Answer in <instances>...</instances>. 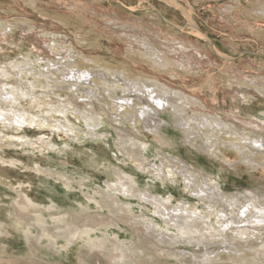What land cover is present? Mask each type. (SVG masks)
I'll use <instances>...</instances> for the list:
<instances>
[{
	"label": "bare ground",
	"instance_id": "6f19581e",
	"mask_svg": "<svg viewBox=\"0 0 264 264\" xmlns=\"http://www.w3.org/2000/svg\"><path fill=\"white\" fill-rule=\"evenodd\" d=\"M24 1H31L33 5L36 2V0ZM94 1L97 4L100 2L98 6L110 8L112 12H101L97 16H94L95 14L88 15V8L84 6L85 3L78 6L77 3H79L80 0H73L71 1L73 2L72 4H69L66 0H51L54 4L51 7H55V5L56 7H67L68 10L64 11L67 16L60 15L55 9L46 7L38 10L42 18L41 22L39 20L32 22L19 19L11 22L8 20V11H6L5 14H7V16L1 15L2 13L0 14V33L5 30L3 28L4 25L6 27L12 24H22L24 27H29L31 25L32 27L30 26L29 28L31 29L30 31L33 32L34 37L39 36L43 38L40 41L36 37L34 41L38 46L43 45L47 48L45 51L40 49L44 53V57L50 51L58 54L57 57H59L60 60L57 61L58 63L51 65L48 63L46 65V72L42 71L40 74H36L37 77L45 78V81H43L44 83L48 85L56 84L55 82H50V79L52 80L53 78V73H49L48 70L51 68L52 70H57V72L62 75V80L59 79V77L58 82H61L64 86H71L69 82L72 83L74 81L76 83H81L82 81L87 82L91 79L92 74H95L98 79H95L93 82L96 84L95 88H97V92L103 89L107 95H110L109 98L113 101L110 105L114 108L116 114H123V116H127V118L128 116L130 118L131 115L132 119L130 120H133L132 122L134 123H136L135 120L137 121V118L139 121L142 119V123L147 129L150 131H158L160 120L156 116V111H159L161 108L166 110L167 108L171 114H174L173 117L176 118V124L183 128L182 133L188 140V144L193 148H195L194 144H191L190 140L193 139L197 142L194 138L198 137L201 141L200 144L198 143V150L207 151L206 153L208 156L212 155V157H217L215 159L222 158L224 161L228 162V164H232L230 158L227 157L231 149L235 151V154L239 155V157H236V161L244 163L248 166V169L262 168V170H264V117L256 115L255 113L257 110L253 111L255 113L244 114L246 111L255 109V106L264 105V75L255 76L260 72H264L263 64L260 62L261 60H253L254 65H257V67L252 69L254 73H249L248 71L246 78L232 77L231 74H223L224 76L220 77V79L222 78V85L223 83L227 85L223 87L225 88V93L230 91L233 97L235 96L237 99H242L245 104H251L243 108H223L219 99L220 94L217 89H215L217 85L214 84L213 86L208 83L210 89L212 88L213 95L203 96L201 92H199L200 90H193L188 85L175 83V81H189L191 79L190 75L194 71L197 72V67L195 68L194 64V58H196V56H200L202 59L203 56H205L208 60L204 61V64H208L209 61L212 60H209V56L215 60L212 63L220 62L224 67L232 63L230 61L232 60V56L219 52L210 37L199 28L194 20L195 14L191 9L185 8L178 0H137L135 5L125 3L122 0ZM152 1H154V4ZM235 1L236 4L235 6L232 5V11L240 10L242 12V10L246 8L244 5L245 0ZM8 3L6 7L8 6L17 11L21 9V4L17 0H8ZM247 3L250 6L248 8L256 13L253 15L252 12H247L249 13L247 14L249 20L244 21L239 19L236 24L240 25V31H245L244 28L249 26H258V30L254 34L260 38L264 35V0H256L255 2L248 0ZM38 7L43 8L42 6H35L36 9H39ZM1 9L4 8H0V11ZM158 9H163L167 13V16L164 15L165 12L162 14ZM92 12L93 8L90 13ZM242 14L245 16L243 12ZM168 15H171L172 18ZM17 16H19V14H17ZM51 19L61 24L65 29L69 27L76 29V31L68 35V33L64 32V29L57 24L53 22L49 23L48 21ZM220 19L229 28L231 21L223 15ZM182 21L184 22L182 23ZM38 26H44L45 28L42 27L41 29ZM11 27L9 26L7 28L12 30ZM32 28L37 29L35 30ZM57 31H61L59 33L63 34V36H67L68 42H66L65 37H59ZM110 31H112L113 34L109 33ZM4 33L7 34L8 32ZM71 36H77L78 41L86 44L88 47L86 49H93V51L88 52L75 49L73 47V37ZM202 40L205 41L206 44H204ZM51 43L53 44L52 47ZM104 43H109V47L106 48V51H108L112 55L111 57L115 59L114 61L117 62H108L106 56L100 52V50H104ZM114 43L117 44L116 51L112 46L110 47V44L113 45ZM202 49L209 50L207 51L209 56L207 54L203 55L201 52L203 51ZM63 55L71 56L74 58L75 62L72 63V61H69L70 58L68 59V57L63 58ZM44 57L42 59L43 61L46 60ZM116 57H118V60ZM199 63L200 65L203 64L200 61ZM7 66L8 65L4 64L0 65V115L5 120L8 119L7 116L11 115L7 113V111L2 110L1 104L3 100L13 104L18 103L20 97L25 96L20 92V89H17L18 87L11 85V83L4 82V78L1 79V77L7 76L12 72H10V67ZM228 67L224 68V70H228ZM258 67H262V69ZM213 68L210 69L213 70ZM224 70L222 69V71ZM19 73H21V71L19 72L15 69L14 74L21 76ZM234 74L238 75L239 73L235 72ZM3 82L8 87V91L7 89L6 91H2L3 87H1V84ZM73 86L77 88L78 85ZM201 87L203 88V85ZM184 90L189 93H186ZM119 91H121L120 96H118ZM90 92V94H92V91ZM131 92L135 95L133 96ZM9 93L12 94L10 95ZM126 93H131V95ZM104 96L107 97L106 95ZM209 103L213 104L215 107H211ZM68 108L69 107H67V109ZM91 108L93 109L94 105L91 106ZM189 108L191 111L188 110ZM218 109H222L223 113H218ZM228 112H233L237 114V116L232 118V116H229ZM189 113H191V115ZM258 113L262 114L261 112ZM112 114L115 115L114 113ZM83 116L86 125L94 130L96 127L95 125L98 123V120L96 121L97 117H95L93 113ZM119 116L117 117L119 118ZM242 116L248 119L251 118V122H247L240 118ZM26 117L27 115H24L23 112H21L20 116L17 115V112H14L11 119L19 125H24L26 124ZM94 121L95 123H93ZM121 122H123L122 119ZM120 124L121 123H119V125ZM178 125L177 127H179ZM59 126L61 130H66L68 128L72 129L68 122L66 124L60 123ZM140 129L141 128L138 127V130ZM121 136V145H119L121 151L124 152L126 156H129L130 159L133 158L136 162L142 163L145 156L142 152L145 150L146 145H143L134 137L133 139L131 138L132 140L129 139V135ZM166 141L171 147V141ZM170 157L171 156L163 157L166 158V160L164 161L162 158L163 163H160L161 165H155L154 170L159 178L158 180L165 181L171 178L174 181V179H184L185 192L198 197V200L206 205L207 208L201 209L200 205L199 207L197 205L193 206L188 203L189 200H185L174 206L171 201V196L168 199L163 198V196L158 197V195H155V192L142 189L133 177L126 174H119V181H109L107 183L108 190H104L107 194L105 193V196L102 198V201L106 202L96 201L99 208L105 207L104 203L109 209L111 208L112 212L110 213H112V217L110 218V222L116 224V220H124V218H127L131 223V227L145 228L147 234L153 237L152 241H157V245L152 244V241L151 243L149 242V244H152L151 248H153V253L154 251L162 253V257L164 256L165 258L173 257L174 254L175 257L179 255L178 259H181V261L184 262L183 264H264V189H247L245 192L242 191L243 193L241 192L236 196H227L224 194L225 191H223L219 181L222 179L220 175H215L214 172H211L215 176L213 175V177L210 178V176L207 175L208 172L205 174L192 169L188 163L183 160H173L174 158ZM143 163H145V161ZM138 193L140 194L139 197L151 201V204L152 202L154 203L157 215L163 218V225L159 224V222L157 223L153 219H150L148 222L143 218L137 219L132 217L133 215L131 218L128 217L129 214L126 213V210L123 208L124 203L120 195L122 194L125 197L132 196L133 198V196H136ZM22 205L31 208L26 200H22ZM56 208L58 207L57 205L54 207V204L51 207L52 210L57 212L55 217L60 221L58 220L55 233H50L51 237H63L66 241L72 242L73 244L80 239V235L82 236L85 234V237L89 235L90 231L86 228L78 231V228L74 225H70L67 221L63 220V215L61 216ZM128 212L131 213L129 209ZM142 215L144 214L142 213ZM30 216V220L28 218L27 220L29 221L27 222L38 230V235H49L48 229L50 227L48 226L49 228H47V222L44 223L38 213H33ZM84 218H88V225L86 227L90 230H98V228L104 225V220L99 219L97 215H89ZM137 230L139 232L140 229ZM30 234H32V232L29 230L28 235ZM35 241L37 242L38 238L35 239ZM228 243L231 247L227 245ZM223 244H226L228 247H225ZM56 245L51 242V246L56 247ZM101 245L102 246L97 242H91V245L87 246L89 249V251H87L90 253L95 247L101 248L105 244L102 243ZM132 245L136 244L130 245L124 243L120 241V237H116L112 242L113 250L103 252L104 257L109 259V264H138L141 256L139 250L142 249H140L139 245ZM181 245H194L198 246L196 247L198 249L194 252L185 249L181 250ZM31 246L33 247V245ZM35 246L37 245H34V247ZM35 249H37V247ZM223 251H227L228 253L222 254ZM113 253L115 255H112ZM144 253L141 257L145 256ZM91 254L92 253L89 255ZM99 261L101 260L99 259Z\"/></svg>",
	"mask_w": 264,
	"mask_h": 264
},
{
	"label": "rangeland",
	"instance_id": "374dc122",
	"mask_svg": "<svg viewBox=\"0 0 264 264\" xmlns=\"http://www.w3.org/2000/svg\"><path fill=\"white\" fill-rule=\"evenodd\" d=\"M17 1L21 4V9H18V11L8 6V8L6 7L8 0H0V8H4L1 9L0 14L2 13L1 15L7 16L5 12L8 11V20L11 22L17 19L32 22L39 20L41 22L42 18L38 10L46 7L53 8L60 15L67 16L64 13V11L68 10L67 7L57 6V8L56 5L55 7L57 9L54 6L51 7L54 5L51 0H36L34 5L43 7H38L39 9H36L31 1ZM71 1L73 0H66L69 4L73 3ZM122 1L133 5L137 3V0ZM247 1L248 0H245L244 2L246 14L245 10H242L245 17L240 10L232 11L233 6L236 4L235 0H178L185 8L192 10L195 14L194 20L199 28L210 37L216 49L219 50V52L232 56V60H230L232 63L228 65L229 67H224L220 62L212 63L215 60L210 58L207 52L209 50L202 49L206 51H201L202 54H207L209 60L212 59L209 61V65L204 64V61L208 60L205 56H203V59L200 58V56H196V58H194V64L195 68L197 67V72H191V79L189 81H175V83L188 85L193 90H200L199 92H201L203 96L213 95L212 88L210 89L209 84L213 86L214 84L217 85L215 89H217L220 94L219 99L222 107L226 109L243 108L251 104H245L242 99H237L235 96L233 97L230 91L225 93L226 91L223 87L227 85L224 83L222 85V78L220 79V77L225 74H231L232 77L246 78L247 72H253L252 69L257 67V65L255 66L253 63V60L255 61L256 59L261 60L260 62H262L264 67V35L260 38L257 35L255 36L254 33L258 30V26H249L244 28L245 31H240V25L236 24L239 19L244 21L249 20L247 17L249 13L247 12H252L253 15L256 13L248 8L250 6ZM251 1L255 2L256 0ZM28 2L31 3L29 4ZM153 2L154 1H152V3ZM99 3L100 2H98V4ZM77 4L78 6L82 4H84L85 7L87 6L88 15L95 14L94 16H97L101 12H112V10L106 6H98L94 0H80ZM92 8L93 12L90 13ZM158 10L162 14L165 12L163 9ZM17 14H19V16H17ZM164 15L167 16V13L165 12ZM222 15L231 21L229 28L220 19ZM168 16L172 18L171 15ZM48 22L57 24L64 29V32H67L68 35L76 31V29L69 27L65 29L61 24L56 23L55 20L53 21V19ZM183 22L184 21H182V23ZM9 26H12V30L7 28ZM7 27L4 25L3 28L5 30L0 33V65H8L10 67V72H12L9 73L10 75L8 74L7 76L1 77V79L4 78V82L11 83V85L18 87L17 89H20V92L25 96L20 97L18 103L12 104L3 100L1 104L2 110L7 111L11 116H7L8 119L5 120L0 115V264H100V262L101 264H109V259L104 257L103 252L113 250L112 242L116 237H120V241L124 243L139 245L140 249L143 250H139L141 256L145 252L144 257L140 256L138 264H183L184 262L178 259L179 255L175 257L174 254L173 257L165 258L164 256L162 257V253L155 251L153 253V248L151 247L152 244L157 245V241H152L153 237L147 234L145 228L131 227V223L127 218H124V220H116V224H112L110 222V218L112 217V213H110L112 212L111 208L109 209L105 203L104 205L106 208H99L96 204V201L106 202L102 201V198L106 193L104 190H108L107 183L109 181H119L118 175L126 174L133 177L142 189L155 192V195H158V197L163 196V198L168 199L171 196V201L174 206L185 200H189L188 203L191 205H197L198 207L200 205L201 209H206V205L198 200V197L185 192L184 179L179 178L173 181V179L169 178L165 180L166 182L164 180H158L159 178L155 173L154 167L155 165H161L163 163L162 160H166V158H163L165 156H171L174 158L173 160H183L188 163L192 169L205 174L208 172L207 175H209L210 178L214 175L211 172H214L215 175H220L222 179L219 181L223 191H225L224 194L227 196H236L242 191L245 192L247 189H264V170H262V168L248 169L247 165L236 161V157H239V155L235 154V151L233 150V152L231 149L227 157L230 158L232 164H228V162L224 161L222 158L215 159L217 157H212V155L208 156L206 153L207 151L198 150L199 144L201 143L198 137L194 138L197 142L193 139L190 140L191 144H194L196 150L188 144V140L182 133L183 128L176 124V118L173 117L174 114H171L167 108L166 110L161 108L159 111H156V116L160 120L158 126L159 130L150 131L143 125L142 119L139 121L137 118V121L135 120L136 123H134L132 122L133 120H130L132 119L131 115L130 118L129 116L127 118V116L124 117L123 114H121L122 117L119 113L116 114V111L110 105V103H113L112 99L109 98L110 95H107L103 89L98 91L99 93L97 92V88H95L96 84L93 82L95 79H98L95 74H92L89 80L90 82L82 81L81 83H76L74 81L72 83L69 82L71 86H64L61 82H58L59 77V79L62 80V75H60L57 70H52L51 68L48 71L49 73H53V81L50 79V82H55L56 84L48 85L44 83L43 81H45V78L37 77L36 74H40L42 71L46 72V65L48 63L50 65L58 63L57 61H60L59 57H57L58 54L50 51L44 57V53L40 49L45 51L47 48L43 45L38 46L34 41L36 37L40 41L43 38L39 36L34 37L29 27H24L22 24H12ZM38 27L42 29L44 26ZM32 29L36 30L37 28ZM4 32L8 33L5 34ZM57 32L59 37H65L66 42H68L67 36H63V34L59 33L61 31ZM109 33H112V31ZM71 37H73V47L75 49L79 51H93V49H86L88 48L86 44L78 41L77 36ZM203 43L206 44L205 41H203ZM52 45L51 43V47ZM103 46L104 50H100V52L106 56V60L108 62H117L114 61L115 59L111 57L112 55L106 51V48L109 47V43H104ZM111 46L115 51L117 50L116 43L113 45L110 44V47ZM43 57L46 58L47 61H43ZM65 57H68V59L70 58L69 61H72V63L75 62L74 58L71 56L63 55V58ZM116 59L118 60V57H116ZM199 61L203 64L201 63L202 65H200ZM227 67L228 70H224V68ZM210 68H213V70ZM260 68L262 69V67ZM15 69L19 72L21 71V73H19L21 76L14 74ZM222 69L224 71H222ZM232 71L234 73L238 72L239 74H234ZM261 75H264V72H260L255 76ZM4 82L1 84V87H3L2 91H6V89L8 91V87ZM201 83L203 88L201 87ZM73 85L78 86L76 88ZM90 91H92V94H90ZM120 92L121 91H119L118 96L121 95ZM185 92L189 93L187 91ZM131 93L126 94L131 95ZM9 94L11 95L12 93ZM134 95L133 93V96ZM93 105L95 109L91 108ZM209 105L215 107L213 104L209 103ZM67 107L69 108L67 109ZM188 110L191 111L190 108ZM218 110V113H223L222 109ZM254 110H257L256 113L253 112ZM14 112H17L18 116L21 115V112L27 115L26 124L19 125L15 121H12L11 117ZM252 112L264 117V105L255 106V109L246 111L244 114L247 115ZM92 113L97 117L96 121L98 120V123L95 125L96 127L94 126V130L86 125L84 122L85 119H83V115H90ZM228 113L232 118L237 116V114L233 112ZM189 114L191 115V113ZM116 115H120L119 118ZM240 118L247 122H251V118L248 119L245 116ZM121 119L123 122H121ZM67 122L72 129L68 128L66 130H61L59 126L60 123L66 124ZM93 123H95V121ZM119 123L121 124L119 125ZM177 125L179 127H177ZM138 127L142 130H138ZM121 135H129V139H133L134 137L140 141V143L146 145L145 150L142 152L145 155L143 158L145 163H143L144 161L142 163L136 162L133 158L130 159L129 156H126L125 153L121 151L119 146L121 145ZM166 140L171 141V147ZM136 196L132 198V196L125 197L122 194L120 195L124 203L123 208L126 210V213L129 214L128 217L131 218L133 215L132 217L137 219L143 218L148 222L150 219H153L157 223L159 222V224L163 225V218L157 215L154 203L152 202L151 204V201L139 197V193L136 194ZM22 200H26L31 208L22 205ZM53 204L54 207L57 205L58 208L56 209L61 216L63 215V220L67 221L70 225H74L78 228V231L86 228L90 231L89 235L86 237L85 234L82 236L80 235V239L73 244L72 242L66 241L63 237H51L50 233H55V228L59 220L55 217L57 212L51 209ZM128 209L132 214L128 212ZM33 213H38L43 222H47V228H51L48 229L49 235L39 236L38 230L35 229L34 226L28 224L27 221L30 220V215ZM142 213L144 215H142ZM89 215H97L99 219L104 220V225L98 228V230H90L86 227L88 225V218H84ZM28 218L29 220H27ZM77 222L81 223L78 224ZM137 229H140L139 232ZM29 230L32 232L30 235H28ZM37 238L38 241L36 242L35 239ZM54 239L57 240L55 241ZM50 241L53 242L54 245L57 244L56 247L51 246ZM151 241L152 244H149ZM91 242H97L100 246H102V243L105 245L101 248L95 247V249L90 252L92 254L89 255L90 253L88 252L89 249L87 246L91 245ZM31 245H33V247ZM34 245L37 246L34 247ZM223 245L225 247H231L229 243L227 244L228 246L226 244ZM189 246L190 245H181L180 248L181 250L185 249L191 252L197 251L198 249L196 248L198 246ZM36 247L37 249H35ZM223 252L222 254L228 253L227 251ZM112 255L115 254L113 253ZM99 259L101 261H99Z\"/></svg>",
	"mask_w": 264,
	"mask_h": 264
}]
</instances>
